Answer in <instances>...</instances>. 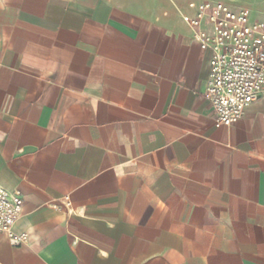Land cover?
Returning a JSON list of instances; mask_svg holds the SVG:
<instances>
[{"label": "crops", "instance_id": "0c3cea01", "mask_svg": "<svg viewBox=\"0 0 264 264\" xmlns=\"http://www.w3.org/2000/svg\"><path fill=\"white\" fill-rule=\"evenodd\" d=\"M201 1L0 0V264H264V98L215 119Z\"/></svg>", "mask_w": 264, "mask_h": 264}, {"label": "built area", "instance_id": "2783aa9c", "mask_svg": "<svg viewBox=\"0 0 264 264\" xmlns=\"http://www.w3.org/2000/svg\"><path fill=\"white\" fill-rule=\"evenodd\" d=\"M194 10L187 23L201 51L210 53L205 87L217 122L230 127L251 103L264 98V23L250 19L245 9L233 10L219 1L190 3ZM69 214L80 215L64 198ZM23 200L18 191L8 192L0 185V234L11 246L25 245L26 233H16Z\"/></svg>", "mask_w": 264, "mask_h": 264}, {"label": "rangeland", "instance_id": "374dc122", "mask_svg": "<svg viewBox=\"0 0 264 264\" xmlns=\"http://www.w3.org/2000/svg\"><path fill=\"white\" fill-rule=\"evenodd\" d=\"M219 1V0H218ZM227 2H230L233 6H238L239 9H245L251 14V7L256 4V2H259L258 0H226ZM224 2V1H219ZM237 9V10H239Z\"/></svg>", "mask_w": 264, "mask_h": 264}]
</instances>
